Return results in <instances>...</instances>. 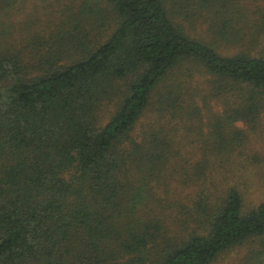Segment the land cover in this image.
Returning <instances> with one entry per match:
<instances>
[{
	"label": "trees",
	"instance_id": "obj_1",
	"mask_svg": "<svg viewBox=\"0 0 264 264\" xmlns=\"http://www.w3.org/2000/svg\"><path fill=\"white\" fill-rule=\"evenodd\" d=\"M256 2L65 0L19 19L22 0H0V264H214L252 239L239 264H264V201L244 213L237 188L215 200L201 182L177 198L176 171L206 179L213 159L177 163L153 122L135 133L186 64L233 82L242 118L259 112ZM222 125L216 148L234 140Z\"/></svg>",
	"mask_w": 264,
	"mask_h": 264
},
{
	"label": "rangeland",
	"instance_id": "obj_2",
	"mask_svg": "<svg viewBox=\"0 0 264 264\" xmlns=\"http://www.w3.org/2000/svg\"><path fill=\"white\" fill-rule=\"evenodd\" d=\"M63 1L65 0H22V10L18 11L16 17L22 19L29 10L34 12L33 9L36 8L37 12H34L33 16L41 15L45 18L48 12ZM256 3L262 6L264 0H258ZM233 47L229 46L227 49L230 48L231 52L234 51ZM225 49L226 47L221 48ZM182 68V76L180 73H174L168 79L171 80L174 94L168 93L169 90L164 87L157 93L153 108L160 106L163 110L149 109L135 133H144L153 122L166 127L173 137L172 148L180 154L176 157L177 163H188L183 165L189 167L200 157L213 159L210 164L213 166L210 167L211 176L206 174V179L201 173L200 176L190 173L191 177L185 179L182 171H176L171 178V186L177 198L184 197L188 193L187 189L192 191L193 187H198L199 182L213 184L214 188L218 189L213 197L215 200L219 197L222 200L227 190L235 187L242 195L243 212H248L264 201V106L258 109L259 112L254 117L242 118L244 110L246 109L245 113L250 110L251 101L242 99L239 88L233 82L210 74L201 65L186 64ZM168 94L170 98H167ZM261 103H264V100ZM226 112L227 119L223 116ZM153 118L155 120L151 121ZM217 121L223 124L227 133L235 135L230 136L234 140L227 141L225 148L212 145L215 138L211 134L212 126ZM182 186L187 189L180 188ZM262 239L264 240V237ZM257 241L259 240L252 239L247 245L225 251L214 264L241 263L242 256L249 246L257 248Z\"/></svg>",
	"mask_w": 264,
	"mask_h": 264
}]
</instances>
